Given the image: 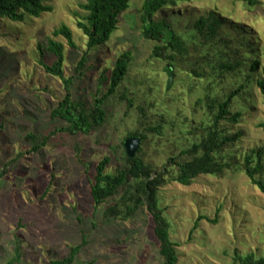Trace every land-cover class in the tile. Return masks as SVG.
<instances>
[{
    "label": "rangeland",
    "instance_id": "374dc122",
    "mask_svg": "<svg viewBox=\"0 0 264 264\" xmlns=\"http://www.w3.org/2000/svg\"><path fill=\"white\" fill-rule=\"evenodd\" d=\"M84 2L49 0L51 11L39 17L0 19V264H49L67 256L83 238L86 244L72 264H160L154 221L144 205L127 219L106 218V208L124 188L95 205L90 186L97 164L108 158L105 171L112 174L127 168L124 140L140 132L146 136L142 158L161 168L201 139L211 120L206 96L225 99L244 81L240 73H219L209 64L223 54L232 57L230 48L245 51L241 38L258 47L254 56L264 64V0H177L162 14L183 34L188 50L178 55L168 86V62L153 56L156 42L142 35L144 0H130L110 39L88 52L84 72L73 79L74 97L91 106L109 84L101 76L108 75L120 53L132 52L125 79L106 100L105 123L89 134L58 132L65 124L50 113L64 96L63 81L45 71L41 61L52 64L55 57L43 56L39 48L49 38L61 42L64 76L75 74L87 51L88 38L77 26ZM210 11L226 18V26L220 35L205 38L192 31L193 23ZM63 24L76 48L53 35ZM231 110L242 112L240 122L221 121V126L242 135L218 155L230 168L199 175L189 186L169 180L157 190L158 205L170 222L176 264H240L246 255L264 256V193L243 170L245 155L254 149L263 151L264 163V99L255 82L234 97ZM35 144L40 145L36 150ZM176 167L170 163L171 174Z\"/></svg>",
    "mask_w": 264,
    "mask_h": 264
},
{
    "label": "trees",
    "instance_id": "16d2710c",
    "mask_svg": "<svg viewBox=\"0 0 264 264\" xmlns=\"http://www.w3.org/2000/svg\"><path fill=\"white\" fill-rule=\"evenodd\" d=\"M49 0H0V19H8L13 22H22L26 17H39L41 13L51 11ZM189 1V0H182ZM250 4H256L257 0H248ZM177 0H144L142 4L141 21L142 35L148 40L155 41L153 56L162 58L168 62V67L176 68L178 55L187 53V44L183 34L178 32L173 22L168 16L162 14L165 8L171 7ZM130 5V0H86L80 7L85 11L77 21V26L87 36V51L79 61L75 74L65 78L63 72L64 45L52 38H49L44 48L40 46V51L52 53L55 60L52 64H47L44 60L41 65L49 74L58 76L63 81L64 96L51 110L53 120L64 123L56 131L69 135L78 133L89 134L96 128H100L106 121V100L112 96L119 85L125 79L129 65L132 61V52L124 51L118 55L114 61L108 75H102L101 80L108 81L107 89L100 91L92 99L91 106L77 99L73 95L72 84L76 75L80 76L84 72L87 54L90 50L105 44L117 29L120 21V14ZM78 15V13L76 14ZM193 32H198L205 38H214L219 34L220 29L226 26V18L218 16L215 11H210L207 15H201L193 23ZM235 31L242 33L241 27H233ZM54 36L61 35L66 38L70 47L76 48L71 30L67 25H61L53 31ZM250 35V33H247ZM256 39V37H254ZM225 45H229L230 39H223ZM241 45L246 47L245 51L230 48V58L226 54L215 63L209 65L214 71L219 73L231 72L243 75L244 81L237 88L230 91L225 99L217 96H206V104L210 113V123L207 128L203 127L204 134L199 141L193 142L190 147L181 150L178 156L172 157L169 163L155 168L146 163L142 158V145L146 136L140 132H130L127 137H138L141 140L140 147L132 158L125 155L127 168L118 171L116 174L107 173L105 166L108 158L101 160L96 166V174L90 186V195L95 205H99L106 199L117 194L120 188H124V193L105 210L106 218L132 216L140 205H144L154 221V233L159 241V251L163 258L160 264H176L177 253L175 244L170 238V222L164 215V209L158 205L157 190L167 183L175 181L181 185L189 186L199 175L221 174L230 168V163L220 160L218 155L230 144L239 140L242 133L237 131L228 133L227 129L221 126V121L231 124L240 122L241 111L233 112L231 104L248 84L255 82L264 99V64L254 54L258 53V47L250 40L240 39ZM243 47V48H244ZM229 54V52H228ZM244 55L252 58L247 60ZM191 73L202 76V72L191 69ZM127 100L128 106L132 105V100L127 95L122 94ZM264 127V123L260 124ZM158 131V128H152ZM29 139L36 140L33 134L28 135ZM43 140L40 145L44 144ZM39 144H35L33 149H38ZM180 159L179 161H177ZM263 151L254 149L247 153L243 160V170L250 179L264 193V179L260 177L264 173ZM176 164L174 174H171L170 163ZM134 179L133 183L129 179ZM86 244L83 238L81 243L70 247L67 256L62 259L51 261L49 264H72L76 259L80 249ZM7 264H12V260ZM240 264H264V256L255 257L246 255L240 259Z\"/></svg>",
    "mask_w": 264,
    "mask_h": 264
},
{
    "label": "water",
    "instance_id": "95a60500",
    "mask_svg": "<svg viewBox=\"0 0 264 264\" xmlns=\"http://www.w3.org/2000/svg\"><path fill=\"white\" fill-rule=\"evenodd\" d=\"M167 75H168V86H170L172 81V68L167 67L166 69ZM141 140L138 137H127L124 140V147L126 150V154L129 158H132L137 150L140 147Z\"/></svg>",
    "mask_w": 264,
    "mask_h": 264
}]
</instances>
